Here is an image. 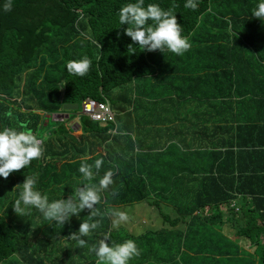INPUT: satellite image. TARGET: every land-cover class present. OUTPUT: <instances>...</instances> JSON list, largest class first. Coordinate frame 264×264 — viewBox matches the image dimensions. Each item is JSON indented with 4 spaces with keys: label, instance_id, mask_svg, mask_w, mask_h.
Wrapping results in <instances>:
<instances>
[{
    "label": "trees",
    "instance_id": "1",
    "mask_svg": "<svg viewBox=\"0 0 264 264\" xmlns=\"http://www.w3.org/2000/svg\"><path fill=\"white\" fill-rule=\"evenodd\" d=\"M129 2L135 0H11L5 11L8 0H0V130H31L45 149L25 169L0 177V264H78L75 254L84 259L80 264H96L91 249L104 233L115 243L148 245L156 264H233L238 248L216 233L224 226L256 246L264 264V22L251 16L260 0H197L195 10L186 0H145L176 14L191 43L182 56L136 44L128 51L133 42L118 13ZM240 25L247 37L239 36ZM85 56L92 62L87 75L66 71L68 61ZM150 74L162 83L137 79ZM253 77L262 82L249 90ZM187 90L191 110L174 112L173 102ZM89 98L108 103L114 120L86 115L77 129L68 120L76 109L63 105ZM97 158L104 164L93 182L112 170L114 184L96 206L100 226L83 238L84 246L65 237L78 231L89 210L63 227L36 209L14 211L15 187L26 176L37 177L50 202L66 199L82 186L80 164ZM131 206H140L139 214L123 212L133 224L141 221L143 234L127 232L122 222L116 227L112 213L120 208L109 214ZM174 234L183 243L169 242ZM181 255L189 257L178 260Z\"/></svg>",
    "mask_w": 264,
    "mask_h": 264
},
{
    "label": "clouds",
    "instance_id": "2",
    "mask_svg": "<svg viewBox=\"0 0 264 264\" xmlns=\"http://www.w3.org/2000/svg\"><path fill=\"white\" fill-rule=\"evenodd\" d=\"M184 6L195 10L198 7L197 0H186ZM11 7V0H8L4 10L10 11ZM118 16L120 24L127 25L124 34L133 42L127 45L128 51L135 52L133 45L136 44L142 51L159 50L162 53L167 51L182 56L191 48L190 40L182 34L183 27L178 23L172 8L165 10L156 3L145 5V0H135L121 7ZM251 16L264 22V0H260L252 9ZM91 63L86 56L73 59L67 62L66 71L83 77L90 71ZM43 145L44 139L39 138L31 130H17L12 127L0 130V177L7 179L10 174L25 169L31 161L42 158L45 151ZM103 164L102 158L95 159L94 164L82 162L79 167V172L82 174V186L77 187L66 199L60 198L51 202L46 194H42L37 189V177L26 176L23 183L15 187H19L20 191L18 198L12 204L14 211L17 214H25L28 210L30 214L31 209H36L46 220L54 221L63 227L73 215L78 216L87 209L90 214L80 223L78 231L65 237L84 246L86 241L83 238L90 236L100 226V220L95 219L100 215L96 206L101 202L102 194L114 184L112 170L106 171L98 182H93ZM232 205L235 206V204ZM229 209L231 208L228 205H224L221 212L227 213ZM112 215L117 217L114 223L127 220L124 212H113ZM248 241L243 239L246 245L249 244ZM91 250L98 258L96 264H129L130 260L140 255L135 241L127 239L122 243H115L111 241L110 233H104ZM238 252H241L240 249ZM258 252L256 248L254 254Z\"/></svg>",
    "mask_w": 264,
    "mask_h": 264
},
{
    "label": "rangeland",
    "instance_id": "3",
    "mask_svg": "<svg viewBox=\"0 0 264 264\" xmlns=\"http://www.w3.org/2000/svg\"><path fill=\"white\" fill-rule=\"evenodd\" d=\"M239 31H242V34H240L239 36H241V37H247L248 36V30H247L246 25H240L239 26ZM234 38H236V36ZM239 41L242 42L241 39ZM157 72L160 73L161 72L160 69ZM161 74H163V73H161ZM152 75L153 74H150L149 76H144V77H142V76L141 77H137V79L142 78L141 81L143 83H148L147 85H151L153 83V81H154V79L151 77ZM150 77H151L152 80L150 79ZM154 83L155 84H158L157 82H154ZM166 85H168V83ZM81 104L82 103H79V108L71 112V116L68 119L73 124L74 123H79L80 124V122H81L80 118L86 116L84 113H82V106H81ZM77 116H79V119L77 118ZM82 119L84 121V119H86V118H82ZM233 206L234 205H232V207H230V208H233ZM118 208H120L119 210H122V212H123L124 207H115V208H112V209L109 210V214L111 212H113L114 210L118 209ZM127 208H136L134 210V212L136 214H139V208H140V206H136V207H134V206L126 207L125 210ZM236 211H238V209H236ZM151 213H153V210L151 211ZM114 220H116V219H114ZM120 224H121V222L115 223V225H117L116 227H119ZM125 229L127 230V232H130L131 231V229H129L127 227H125ZM205 229L207 230V225L205 226ZM224 229L223 230H220L219 232H216V233H223L224 235L229 236V238L232 240V242L234 243V245L236 246V248H238L239 245H242L243 244V240L242 239H240V238H234V236H232L230 233L226 232V230H224ZM136 230L139 231V232H143V229H141V227L138 226V225H136ZM171 241H174L175 244L183 243V236H180V235H177V234L171 235L169 242H171ZM75 243L77 244V246L79 245L78 242L75 241ZM147 248H148V245H142V247L139 249L140 250V255L138 257H135L132 260H130V262L133 263V264H156L155 261L152 260L151 254L148 253V249ZM194 249H198V248L195 247ZM240 251H241L240 253L238 252L239 253V256L238 257L239 258L232 260V263L233 264H240V261L241 262L242 261H244V262H252L253 264H261V262L259 261L260 252H258L257 254H254V252L251 253L248 249H242V248L240 249ZM206 252H207V250L205 249L204 250V253H206ZM187 257H189V256H187V255H181L178 258V260L183 259V258H187ZM201 257L203 258L204 256L201 255ZM73 259H74L75 263H78V264L85 263L84 259L83 258H80L77 254L74 255ZM207 263H209V262H207ZM201 264H206V261H204Z\"/></svg>",
    "mask_w": 264,
    "mask_h": 264
},
{
    "label": "crops",
    "instance_id": "4",
    "mask_svg": "<svg viewBox=\"0 0 264 264\" xmlns=\"http://www.w3.org/2000/svg\"><path fill=\"white\" fill-rule=\"evenodd\" d=\"M256 22H259V24H262V21H257V20H255ZM252 43L253 44H256V40L255 39H252ZM261 54H263V53H261ZM249 55H251V54H249ZM176 61V60H175ZM174 75H176V73L175 74H173V71L172 72H169V77H170V80H171V78L174 76ZM154 82H158V83H162V79H160L159 77H156L155 79H154ZM247 82H248V84H249V86H247V89H249V90H251L252 88H254V86L256 85V84H259L260 82H262V79L261 78H259V77H253V78H250V79H248L247 80ZM229 85V84H228ZM158 89V86H154V90H157ZM154 98L155 97H153V100H154ZM190 93H189V91L187 90V91H185L181 96H180V98L176 101V102H173V104H172V109H173V111L174 112H177V113H180V112H185V113H187L188 111H190L191 110V104H190ZM147 101L148 100H145V103H147ZM248 109L250 110V112H251V116H252V118L253 117H255V109H256V106L255 105H250V106H248ZM64 116H66V113H62ZM116 114V113H115ZM159 117H157L156 116V121L159 123V124H161L162 125V123H163V121H160L159 122V119H158ZM230 118L231 117H227L226 119H227V121H229V124H231L232 122H231V120H230ZM136 122V119L135 118H133L132 119V121L131 122H129L130 124H133V123H135ZM126 123V117H125V114H122L121 115V118L119 119V124L121 125V126H123L124 124ZM76 126H77V129H80V128H82V125L81 124H79V123H74ZM138 125V127H141L142 128V125L141 124H137ZM180 138H186V137H180ZM187 139V138H186ZM138 203H136L135 205H137ZM123 210H125V208L123 209ZM216 211H218V210H215V212ZM141 218H142V220H143V222H147V221H150V219L147 217V216H144V215H142V214H140L139 215ZM137 223L140 225V223H141V221L140 220H138L137 221ZM122 224L124 225V227H127V228H129V229H131V233L132 234H134V235H136V234H143V232H139V231H137L136 230V225H138V224H133L132 223V221L130 220V219H127L126 221H122ZM138 225V226H139ZM153 225L154 226H156L157 224H155V223H153ZM224 228H228V226H224ZM228 233H230L231 235H234V234H236V233H234V232H232L230 229H225ZM249 242V241H248ZM263 243V242H262ZM261 243V244H262ZM243 245V246H242ZM242 245H239V247H238V251H239V249H248L251 253L252 252H255L256 251V246H252V244L249 242V244L248 245H246V243H244L243 242V244ZM190 264H192V263H190Z\"/></svg>",
    "mask_w": 264,
    "mask_h": 264
},
{
    "label": "built area",
    "instance_id": "5",
    "mask_svg": "<svg viewBox=\"0 0 264 264\" xmlns=\"http://www.w3.org/2000/svg\"><path fill=\"white\" fill-rule=\"evenodd\" d=\"M82 113L102 123L114 120V113L110 105L104 101H98L93 98L84 100L82 104Z\"/></svg>",
    "mask_w": 264,
    "mask_h": 264
},
{
    "label": "water",
    "instance_id": "6",
    "mask_svg": "<svg viewBox=\"0 0 264 264\" xmlns=\"http://www.w3.org/2000/svg\"><path fill=\"white\" fill-rule=\"evenodd\" d=\"M78 106L79 105L77 103H65L63 105V108L67 109V110H72V109H77ZM60 114L63 115L62 113H60ZM66 116H69V114H66Z\"/></svg>",
    "mask_w": 264,
    "mask_h": 264
},
{
    "label": "bare ground",
    "instance_id": "7",
    "mask_svg": "<svg viewBox=\"0 0 264 264\" xmlns=\"http://www.w3.org/2000/svg\"><path fill=\"white\" fill-rule=\"evenodd\" d=\"M139 155H141V154H139Z\"/></svg>",
    "mask_w": 264,
    "mask_h": 264
}]
</instances>
